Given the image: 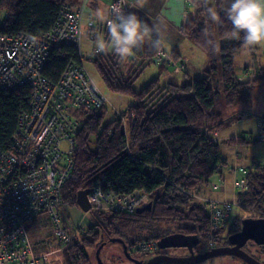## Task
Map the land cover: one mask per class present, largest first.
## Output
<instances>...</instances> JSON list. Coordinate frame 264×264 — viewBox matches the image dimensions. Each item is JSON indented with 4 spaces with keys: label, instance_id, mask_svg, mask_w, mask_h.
Instances as JSON below:
<instances>
[{
    "label": "trees",
    "instance_id": "1",
    "mask_svg": "<svg viewBox=\"0 0 264 264\" xmlns=\"http://www.w3.org/2000/svg\"><path fill=\"white\" fill-rule=\"evenodd\" d=\"M188 2L195 14L187 18L182 32L208 56L209 64L202 76L183 83L166 84H161L157 77L137 90L134 84L148 65L158 61L156 56L161 46L143 45L127 61H120L111 52L88 56L106 87L132 97L133 101L122 110L126 128L120 113L105 121L107 106L75 113L82 127L76 136V150L70 154L71 176L61 186L62 205L79 206L78 192L101 182L102 189L117 196L141 189L149 194L152 206L141 213L91 209L89 212L96 223L84 233H77L73 242L65 243L57 236V247L62 249L65 264H91L89 251L97 247L102 238H126L130 232H140L142 241H154L157 239L154 232L152 235L141 232L164 220L180 223L189 220L191 226L197 224L206 228V237L213 234L206 207L193 201L187 190L196 189L210 182L214 174L222 173L221 167L227 164V159L213 133L225 125L224 108L246 100L255 81L263 78L243 81L236 75L235 55L245 45L242 39L231 38V23L224 16L230 0H215L214 5L203 0ZM64 3L66 0H0V14H5L0 32L44 34L55 24ZM209 6L221 16L219 24L208 19L206 8ZM91 20L95 22L90 19L88 25ZM205 29L210 33L208 38L218 46L215 52L206 43ZM98 36L96 30L93 40ZM83 59L86 56L74 43H59L51 50L43 73L58 80L70 62L81 63ZM158 63L164 68V61ZM179 65H182L179 71L183 72L185 64ZM31 95L29 84L0 89V155L13 153L21 158L16 135L20 118L31 112ZM241 141L246 140L241 138ZM10 162V159L0 158V171L4 167H14L20 176L29 171L24 160L14 165ZM250 174L248 191L240 196L243 201L253 203L264 191V170ZM259 206L264 207V195H261ZM40 210L29 221L28 231L39 215H50L43 207ZM89 234L94 238L90 239Z\"/></svg>",
    "mask_w": 264,
    "mask_h": 264
},
{
    "label": "built area",
    "instance_id": "2",
    "mask_svg": "<svg viewBox=\"0 0 264 264\" xmlns=\"http://www.w3.org/2000/svg\"><path fill=\"white\" fill-rule=\"evenodd\" d=\"M115 3L117 0H111L110 14ZM85 6L64 3L55 24L44 34L0 32V89L29 84L32 91L31 112L20 118L16 135L21 158L13 153L0 155V158L10 159L11 165L24 160L29 170L25 176L16 173L14 167H4L0 171V264H44L47 261L46 254L34 253L27 229L32 216L41 212V207L50 213L60 239L65 243L76 239V232L62 227L57 212L62 206L61 186L71 176L73 162L70 154L76 150V136L82 127L75 113L81 109L102 108L110 102L83 61L70 62L58 80L46 76L43 68L51 50L59 43H74L81 50ZM123 8L127 12L126 4ZM88 30V38L93 39L98 30L93 20ZM166 55L160 49L156 59L171 64ZM112 108L118 111L114 106ZM257 124V138L264 142V116L258 117ZM12 174L17 176L11 178ZM246 179L239 181V194L248 191L249 181ZM260 198H257L258 203ZM88 201L91 209L136 213L138 207L149 201V195L137 189L117 196L102 189L101 182H96L88 194ZM202 205L208 211L211 229L216 234L228 227L235 207L249 209L248 217H264V207L244 205L239 200L228 202L205 198ZM208 241L212 245L214 237ZM153 245L147 242L141 245V249L149 250Z\"/></svg>",
    "mask_w": 264,
    "mask_h": 264
},
{
    "label": "rangeland",
    "instance_id": "3",
    "mask_svg": "<svg viewBox=\"0 0 264 264\" xmlns=\"http://www.w3.org/2000/svg\"><path fill=\"white\" fill-rule=\"evenodd\" d=\"M73 1H76V0H66V2L70 3V4H74ZM128 4H129V1L126 4L127 12H128ZM83 6H85V4H83ZM94 14H95L94 9H89V8H86V6H85L84 18H86V16L93 18ZM104 14L106 16V13H104ZM4 15H5L4 13L0 14V23H1ZM110 17H111V14H110ZM106 18L108 19L107 16H106ZM96 22L97 21H95V23ZM105 23H103V24H105ZM86 26H87V21L84 20L83 21V28L85 31H84L83 41H82L81 54L86 56V59H83V63L86 66V68L88 69L89 73L91 74L94 82L97 84V86L101 89V92L107 97L108 101L110 102L107 105L108 113L105 115V117H106L105 121L107 122V121L111 120L113 118V116H115V113L119 114V111L126 109L129 106V104L133 101V99L130 96L110 91L106 87V85L104 84V81H103L102 77L100 76L99 72L97 71V68L95 67V65L91 61V58L88 57V56L91 57V55H94V53H95L96 40L88 38V36L86 34ZM102 26H104V29H107V24L102 25ZM98 37H103L105 39V31L100 32ZM149 45H150L149 43L144 44L145 47L149 46ZM167 58L171 59V61H172L171 65H176V69L178 67H180L179 64H181V63L177 64V60H175L173 58V55L167 54L166 59ZM173 62H174V64H173ZM164 63H165L164 66H167V67L164 69L163 73H161V74H159L160 68H159L158 61H156V62L154 61L150 65H148L144 69L143 73L139 76L136 83L134 84L135 88L137 90H141L151 80H153L154 78H157V77L160 78L161 84L168 83L169 80H167V78L174 76L173 75L174 71H173L172 67H168L169 64L167 61H164ZM177 70H179V69H177ZM175 75H177V77L179 79L184 78L183 77L184 73H179V74H175ZM111 105L114 106L115 108H117L118 111L114 110ZM121 113L123 114V111ZM259 116H261V115H257V117H259ZM122 117L124 118V114ZM123 123H124L123 124L124 127L126 128L125 118L123 119ZM251 124H252V127L254 129V134L252 133V135L255 138V136H257V134H258L257 122H255V120L253 119L251 121ZM235 139H237V138H234V140ZM255 139L259 140L258 138H255ZM262 142L257 141V143H254L255 145H253V147H254L253 154H256L257 157L260 159L262 157L264 158V148H263L264 143H262ZM250 146H252V145H250ZM92 148H94L93 145H92ZM231 150H232L231 147L223 146V151H224L225 157L228 160L227 164L221 167V169H223V171H222L223 174L221 172H220L221 174L216 173L212 176L210 182L204 183L196 189L194 188L192 190H187L190 193V196L192 197L193 201L202 205L205 203V198H207V196L225 197V198H228L229 201L234 199V198L236 200L237 196H238L237 200H239L240 202H244L248 206H254V205L259 206L257 199L253 203L251 202L252 203L251 204L250 201H248V200L243 201V198H240V194L238 193L239 192L238 189L240 188L238 186V184L241 183L239 181L242 180L243 178H247L246 180L248 181L249 180L248 178L251 175L250 172L251 171L255 172L256 170L258 171V168L251 166V167H247L246 170L244 171L243 169L245 168V166H238V164L239 165L244 164L246 166L251 165L252 164L250 162L251 157H252L251 154H247V153L242 152L241 158H240L241 160L239 162V161H236L233 159L236 157H234L235 154ZM259 161H260V163H262L261 160H259ZM239 168H241V169H239ZM223 175H224V178L221 179L223 177ZM216 183H218L220 185V187H219L220 190L215 188ZM258 196L260 197L261 195H258ZM149 202H152V201H150V196H149V201L145 205L138 207V209L145 207ZM104 211H110V210H104ZM57 212H58L59 217L62 221L61 222L62 227H66L67 229L76 232V238L78 237L77 233H79V234L84 233L89 226L96 223L95 219L93 218V216L90 213L91 211L85 212L80 206H70L68 204H63L61 207L57 208ZM249 212H250V210L246 209L245 207H243V208L241 207V210H240V207H235L233 213H234V215L236 213L239 215H238L237 219H234V222L232 221V223H231L232 227H233L234 223H238V225H239L241 223V219H243L245 216L248 217L247 214ZM178 225H181L180 221L164 220L161 222H157V224L153 225V227L150 230H143L141 233H143V234L147 233V234L152 235V233L154 232V235H156L157 233L159 234V232H163L167 228L169 230H176ZM235 226H237V225H235ZM226 230H228V229H226ZM226 230L221 231L220 235L221 236H222V234H223V236L226 235V233H227ZM29 231H30L31 244L35 248L34 253H42L43 255H45V254L47 255V258H46L47 261L44 264H65V261L63 259L62 249H61V247H57V245H58L57 242L59 241L58 237H57V231H58L57 226L53 222V220L51 219V216L49 214L43 213V214L39 215L35 219V221L31 224ZM139 233L140 232H130V233L126 234L125 237L127 239H130L131 237H139ZM211 236H213V234ZM89 238L93 239L94 238L93 234H89ZM218 238H219V236H218ZM34 244H36L38 247L36 248ZM97 245H98V243H97ZM95 249H96V247L92 248L91 250L89 249L90 254H92V263L91 264H99L97 259L94 258L93 253L96 252ZM248 250H250L254 256L259 258L260 262L261 261L264 262V246L250 245L248 247ZM57 251H58V253H57ZM122 251H123V245L120 242L109 241L108 243H106L103 246L102 252H100L101 253L100 256L102 257L103 261L106 264H130V262H129L126 254H125V251H123V252ZM49 257H51V258H49ZM233 258L234 257H232V255H230V254H224V255L215 256V257L211 258L210 260L214 259L213 264H229Z\"/></svg>",
    "mask_w": 264,
    "mask_h": 264
},
{
    "label": "crops",
    "instance_id": "4",
    "mask_svg": "<svg viewBox=\"0 0 264 264\" xmlns=\"http://www.w3.org/2000/svg\"><path fill=\"white\" fill-rule=\"evenodd\" d=\"M73 2L75 5L79 6L85 3L86 8L94 9V11H96L97 8H101L104 13H106L108 19H111L109 13L111 0H76ZM208 3L214 5L215 0H209ZM134 5H137V0H129L128 12L135 13L139 19L143 20L149 26V28H151L155 23H159L162 31L159 36L154 33V35H152L153 39L159 38L161 40V48L164 49L168 55L173 54V58L177 60V64L178 61L179 63L183 62V64H185L183 72L177 70L176 65L169 64L168 67L173 68L174 76L167 78V80H169L168 82L182 83L186 80L202 76L205 68H207L209 64L208 56L202 48L194 44V42L182 32V25L185 23L187 18L195 14L193 12L194 8L189 4L188 0H143L142 6ZM90 19L92 18L89 16H86L85 18V21H87L86 34ZM95 24L98 26L97 35L100 32H106L107 29H104V26L102 25L107 23L103 24L100 22L98 23L97 21ZM147 47H152V45L150 44ZM166 67L167 66H164V68H162L159 64V74L163 73ZM235 71L237 77L243 81H250L258 78L263 79L255 81L254 86L251 89L250 96L246 100L230 105L228 106L229 108H224L223 120L225 121V125L217 129L213 135L215 140L221 143L222 151L223 146L231 147V151L235 154L234 157H236L233 158L234 160L240 162L242 152L251 154V165L246 166L244 164H238V166H245L243 169L244 171L247 167L251 166L257 167L258 171H261L264 170V158L262 157L260 159L256 154H253V145H255L254 143H257L255 140L257 136L254 138L252 135V133L254 134V129L251 121L254 119L255 122H257V115L264 114V47L258 46L255 48H247L245 46L241 49L235 55ZM179 73H184L183 79H179L177 75H175ZM231 118L233 119L228 122ZM232 138L237 139L230 142ZM241 138L246 141H241ZM259 160H261L262 163H260ZM221 170L223 171V169ZM223 178L224 175L221 179ZM219 187L220 185L216 183L215 188L220 190ZM246 193L247 192L244 194ZM207 198L229 201V199L225 197L207 196ZM237 199L235 200L234 198L230 201H237ZM238 215L239 214L237 213L235 215L233 213L228 227L231 225L232 221L234 222V219H236ZM220 234L221 232L217 235L220 237ZM34 245L36 248L38 247L36 244Z\"/></svg>",
    "mask_w": 264,
    "mask_h": 264
},
{
    "label": "clouds",
    "instance_id": "5",
    "mask_svg": "<svg viewBox=\"0 0 264 264\" xmlns=\"http://www.w3.org/2000/svg\"><path fill=\"white\" fill-rule=\"evenodd\" d=\"M208 2L209 0H205L206 4ZM127 3L128 0H117L110 9L111 19L106 18L101 8L96 9L92 19L107 23L108 39L97 37L95 53L111 52L120 61H127L145 43H150L156 48L160 46L161 40L152 37L153 33L157 36L161 33L159 23H155L151 28L142 24L135 13L124 11L123 5ZM142 4L143 0H137V5L134 6ZM206 14L212 23L221 22V16L213 7H207ZM224 16L231 23V38L242 39L247 48L264 47V0H230V4L224 9ZM204 35L207 38L206 43L215 52L218 46L213 39L208 38L210 33L207 29Z\"/></svg>",
    "mask_w": 264,
    "mask_h": 264
},
{
    "label": "flooded vegetation",
    "instance_id": "6",
    "mask_svg": "<svg viewBox=\"0 0 264 264\" xmlns=\"http://www.w3.org/2000/svg\"><path fill=\"white\" fill-rule=\"evenodd\" d=\"M190 223V221H182L181 225H178L176 230H169L168 228L165 229L163 232H159V234L157 233L154 237L157 238L154 241H149L151 244H154L149 250H142L141 249V245L144 243H147L146 241H142L141 238H136L134 237V240L131 241L130 239L127 238H123L124 242L118 241L123 245V251H125V244L128 246V253L125 254L130 262V264H147L148 261L154 257V256H171V257H177V258H181L182 260L187 259L189 260H196L197 258H200L203 256L204 253H206L207 251L216 248V247H221V246H234L235 244H240L241 241H236L233 242L231 239V235L235 234L237 232H239L242 229V219H241V223L237 226H235V223L229 226V228H227L228 230L226 235H222L218 238V235H215L214 233H216L215 231L213 232V237L214 242L211 245V243L208 241V239L211 237V234L209 235V237H206V228H202L201 226L197 225H192L188 224ZM212 230V229H211ZM174 233H183L186 235H196L197 239H192L186 242V244H192L190 246H176V247H159L158 246V241L166 236V235H170V234H174ZM102 236V235H101ZM115 238H122V237H115ZM114 238H102L100 243L105 242L108 243L109 241H114ZM98 244V245H99ZM241 244H243L241 247L243 250H245L247 253H249L250 255L254 256L252 254V252L250 250H248V247L250 245L253 246H264L261 245V243L256 242L255 240L252 239H248L244 242H242ZM97 245V246H98ZM97 249V247H96ZM95 249V250H96ZM103 249V247H102ZM101 249V252H102ZM122 251V252H123ZM121 252V253H122ZM94 254V258H96V252L93 253ZM101 254V253H100ZM122 255V254H121ZM232 257H234L232 259V261L229 264H250L249 262H247L246 260H244L243 258L236 256V255H232ZM255 258H257L256 256H254ZM102 258V257H101ZM213 258V257H212ZM97 259V258H96ZM206 259L204 261L198 262V263H194V264H213L214 259L210 260ZM258 260H260L259 258H257ZM263 264L264 262L261 261ZM159 264H178V263H168V262H160Z\"/></svg>",
    "mask_w": 264,
    "mask_h": 264
},
{
    "label": "water",
    "instance_id": "7",
    "mask_svg": "<svg viewBox=\"0 0 264 264\" xmlns=\"http://www.w3.org/2000/svg\"><path fill=\"white\" fill-rule=\"evenodd\" d=\"M91 188L82 189L77 194V201L78 205L85 211L89 212L91 210V204L88 201V194L90 193ZM152 202H149L145 207L139 208L137 210V213H141L145 211L147 208H151ZM242 229L231 235V239L233 242L241 241L240 244H235L234 246H221L213 248L206 253L203 254L202 257L197 258L196 260H182L181 258L177 257H171V256H154L152 257L147 264H159L160 262H168V263H178V264H194L201 261H204L206 259L224 255V254H230V255H236L250 264H263L259 260H257L254 256L247 253L245 250L242 249V242L252 239L255 240L258 243H261V245H264V217L262 218H255V217H247L242 219ZM197 239L196 235H186L183 233H174L170 235H166L162 237L158 241L159 247H176V246H190L192 244H186L187 241ZM114 241H121L124 242L123 238H114ZM105 245V242H102L99 244V246L96 249V258L99 264H106L103 259L100 256V252L102 247ZM125 251L128 253V246L125 244L124 246Z\"/></svg>",
    "mask_w": 264,
    "mask_h": 264
}]
</instances>
